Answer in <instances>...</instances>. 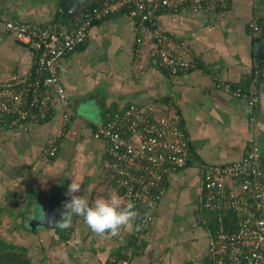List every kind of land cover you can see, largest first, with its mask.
<instances>
[{"label": "crops", "instance_id": "crops-1", "mask_svg": "<svg viewBox=\"0 0 264 264\" xmlns=\"http://www.w3.org/2000/svg\"><path fill=\"white\" fill-rule=\"evenodd\" d=\"M57 10L58 0H0V83L27 77L35 65L31 50L5 22L45 23ZM262 20L264 25V0H229L215 12L156 10L153 25L189 46L197 61L175 75L153 62L149 39L134 45L129 16L93 24L83 44L61 62L59 80L70 113L65 117L54 97L50 118L40 124L0 122V264H16L5 261L8 254L30 264H209L206 250L218 217L203 207L200 165L239 160L255 142L264 180V59L254 53L262 30L250 28L251 21ZM256 65L259 97L252 129L245 101L219 90L216 80L245 88ZM132 103L175 114L188 136V163L166 179L152 225L137 235L133 227L99 237L74 216L67 240L54 224L37 228L42 203L51 201L59 211L56 220L61 216L73 177L82 182L77 195L85 194L90 204L110 196L114 188L103 167L107 143L95 130L107 112ZM50 141L58 151L45 159L42 151Z\"/></svg>", "mask_w": 264, "mask_h": 264}, {"label": "built area", "instance_id": "built-area-1", "mask_svg": "<svg viewBox=\"0 0 264 264\" xmlns=\"http://www.w3.org/2000/svg\"><path fill=\"white\" fill-rule=\"evenodd\" d=\"M229 0H103L98 7L83 8L72 23L52 19L45 23L8 20L6 29L21 39L35 57L33 72L27 77L0 83V121L26 127L48 120L53 98L69 113V103L60 84L62 59L85 41L96 20L124 14L134 21V45L151 41L149 56L169 74L184 73L197 64L189 46L174 40L153 25L156 10L176 12L219 11ZM254 32L259 30L250 22ZM258 71L242 88L226 80L216 86L227 95L242 98L254 129L258 103ZM107 143L104 172L123 203L137 207L136 233L145 231L165 193L170 173L183 169L190 158L188 136L178 117L152 105L129 104L107 112V119L95 130ZM58 145L49 142L43 158L55 156ZM259 145L252 142L245 155L233 162L200 165L203 207L217 213V228L209 237L206 257L209 264H264V180ZM233 214V219L227 215ZM225 216V217H224Z\"/></svg>", "mask_w": 264, "mask_h": 264}, {"label": "clouds", "instance_id": "clouds-1", "mask_svg": "<svg viewBox=\"0 0 264 264\" xmlns=\"http://www.w3.org/2000/svg\"><path fill=\"white\" fill-rule=\"evenodd\" d=\"M81 183L72 178L65 193L70 199L64 203L61 217L54 226L66 230L72 226L74 216L81 217L99 237H114L122 229L136 227L138 212L134 202L125 204L118 194H112L107 198H97L90 204L85 194L77 195L81 191Z\"/></svg>", "mask_w": 264, "mask_h": 264}, {"label": "water", "instance_id": "water-1", "mask_svg": "<svg viewBox=\"0 0 264 264\" xmlns=\"http://www.w3.org/2000/svg\"><path fill=\"white\" fill-rule=\"evenodd\" d=\"M93 1L95 0H58V6L66 19L72 23L77 18L79 12ZM254 53L256 56L264 58V38L260 42H255ZM41 205L42 215L36 227L50 228L53 226L59 211L51 201H46Z\"/></svg>", "mask_w": 264, "mask_h": 264}, {"label": "trees", "instance_id": "trees-1", "mask_svg": "<svg viewBox=\"0 0 264 264\" xmlns=\"http://www.w3.org/2000/svg\"><path fill=\"white\" fill-rule=\"evenodd\" d=\"M102 2H103V0H95V1H93L92 3H90V4H88L85 8H90V7H94V6H96V7H98V6H100L101 4H102ZM54 18L55 19H59L60 21H63V22H66V23H70L67 19H66V17L62 14V12L60 11V10H57V12L55 13V15H54ZM53 18V19H54ZM108 18H111V17H108ZM108 18H106V19H108ZM50 20H52V19H50ZM49 20V21H50ZM103 20H105V19H102L101 21H103ZM48 21V22H49ZM97 22H100V20H96L95 21V23H97ZM261 22V21H260ZM256 23H257V26H258V28H259V30H260V27H261V30H262V32H261V34L259 35V36H257L254 40H255V42H260L263 38H264V25H263V20H262V23H260L259 24V22H257L256 21ZM260 25V26H259ZM251 30L253 31V29L251 28ZM259 30L257 31V32H259ZM254 32V31H253ZM256 32V33H257ZM264 59V58H263ZM258 65H256L255 67H254V69H252V72H251V74H253L254 73V71L255 70H257L258 71ZM257 82H258V79H257ZM1 122V121H0ZM137 208V207H136ZM135 210H137V209H135ZM61 217V216H60ZM60 217L56 220V221H58L59 219H60ZM231 220L233 219V214L231 213ZM227 219H225V221H226ZM214 226H215V223H214ZM55 227V229H56V231L61 235V237H62V239L63 240H67V238H68V235H69V232H70V229L71 228H68V229H66V230H61V229H59L58 227H56V226H54ZM212 229H213V226H212ZM136 231H135V229H134V234L135 235H137L136 233H135ZM7 252H2L1 254H6ZM4 259H5V261H10V262H13V263H16V264H30V262H29V260L28 259H26V257H22V256H19V255H13V254H8V255H5L4 256Z\"/></svg>", "mask_w": 264, "mask_h": 264}, {"label": "rangeland", "instance_id": "rangeland-1", "mask_svg": "<svg viewBox=\"0 0 264 264\" xmlns=\"http://www.w3.org/2000/svg\"><path fill=\"white\" fill-rule=\"evenodd\" d=\"M153 222H154V221H153ZM153 222H152V223H153ZM152 223H151V225H152Z\"/></svg>", "mask_w": 264, "mask_h": 264}]
</instances>
